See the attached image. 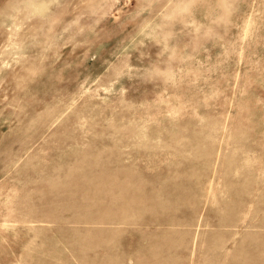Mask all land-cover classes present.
Wrapping results in <instances>:
<instances>
[{"label":"rangeland","instance_id":"rangeland-1","mask_svg":"<svg viewBox=\"0 0 264 264\" xmlns=\"http://www.w3.org/2000/svg\"><path fill=\"white\" fill-rule=\"evenodd\" d=\"M0 264H264V0H0Z\"/></svg>","mask_w":264,"mask_h":264}]
</instances>
